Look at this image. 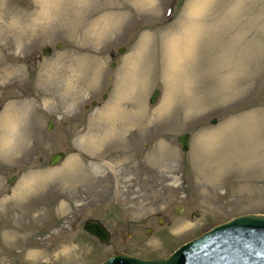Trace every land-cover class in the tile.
<instances>
[{"label": "rangeland", "instance_id": "obj_1", "mask_svg": "<svg viewBox=\"0 0 264 264\" xmlns=\"http://www.w3.org/2000/svg\"><path fill=\"white\" fill-rule=\"evenodd\" d=\"M0 104V264L166 257L264 213V0H0Z\"/></svg>", "mask_w": 264, "mask_h": 264}, {"label": "water", "instance_id": "obj_2", "mask_svg": "<svg viewBox=\"0 0 264 264\" xmlns=\"http://www.w3.org/2000/svg\"><path fill=\"white\" fill-rule=\"evenodd\" d=\"M50 52V46L43 48V53ZM159 91L158 87L153 89L149 97L151 103L157 100ZM52 125L49 121L47 128ZM189 137L188 131L178 134L181 150L189 148ZM64 157V151H54L49 155L48 163L54 165ZM14 179L15 175H12L7 181L12 183ZM181 207L175 204L174 209L180 212ZM83 228L101 242L109 238V230L98 218H86ZM150 231L151 228L147 227V232ZM99 264H264V213L236 215L183 242L166 257L142 258L121 251L111 254Z\"/></svg>", "mask_w": 264, "mask_h": 264}, {"label": "bare ground", "instance_id": "obj_3", "mask_svg": "<svg viewBox=\"0 0 264 264\" xmlns=\"http://www.w3.org/2000/svg\"><path fill=\"white\" fill-rule=\"evenodd\" d=\"M194 2H195V0H194ZM198 2V1H197ZM199 3H200V0H199ZM203 4V3H202ZM193 6V5H192ZM202 6V5H201ZM192 11H194V10H192ZM198 11V10H197ZM196 11H194L193 13H195ZM201 12V11H200ZM197 13V12H196ZM199 14V13H198ZM197 14V15H198ZM190 15H192V14H190ZM188 17H190L189 15H188ZM106 20V19H105ZM196 20V19H195ZM104 22V21H103ZM110 24V23H109ZM196 25H197V23H196ZM186 26V25H185ZM191 26H193V24H191ZM195 27V26H194ZM198 27H199V25H198ZM189 28V27H188ZM191 28V27H190ZM200 28V27H199ZM185 29V28H184ZM188 30V29H187ZM190 30V29H189ZM192 30V29H191ZM194 30H196L197 31V29H195L194 28ZM185 31V30H184ZM186 32V31H185ZM189 32V31H188ZM195 32V31H194ZM179 33H181V32H179ZM182 33H183V31H182ZM192 33H193V30H192V32L190 31V35H192ZM178 35V34H177ZM193 35H194V33H193ZM186 36H187V34H186ZM185 37V36H184ZM181 38V37H180ZM187 38V37H186ZM195 38L196 37H194V40H195ZM203 38V37H202ZM193 39V38H192ZM174 40V39H173ZM185 41V40H184ZM187 41H188V39H187ZM192 41V40H191ZM196 41V40H195ZM181 42H182V40H181ZM189 42H190V40H189ZM186 43V45H187V48L185 47V52H186V49H187V51H188V53L187 54H190V52H192L191 51V47L190 46H192V45H190V43ZM175 43H177L176 41H175ZM170 45V44H169ZM186 45H184V46H186ZM174 46V45H173ZM169 47V50H170V54H169V56H171V61H172V63H173V61H174V58H178L179 56H178V47H177V49L175 50V48L174 47ZM181 47H182V45H181ZM183 48V47H182ZM195 50V49H194ZM173 52H174V54H173ZM181 52H183V51H181ZM182 54V53H181ZM186 54V55H187ZM184 55H185V53H184ZM181 56V55H180ZM189 56V55H188ZM184 57V56H183ZM187 57V56H186ZM185 57V58H186ZM181 59H182V57H180ZM192 58H193V56H192ZM176 60V62H174V63H177V62H179V60L178 59H175ZM191 60V59H190ZM189 61H187V63H188ZM180 63V62H179ZM182 63H184V62H182ZM190 63V62H189ZM173 66H174V64H172ZM180 65V64H179ZM183 66V65H182ZM186 66V65H185ZM175 67H177V66H175ZM179 68V70H180V67H178ZM185 68V67H184ZM173 69V68H172ZM175 69V68H174ZM177 71H178V69H177ZM180 73H181V71H180ZM172 76H173V74H172ZM171 80V79H170ZM176 81V80H175ZM10 119H12L11 118V112H6V114H5V116H4V121H5V124H8V122L10 121ZM11 123V122H10ZM95 164V163H94ZM96 166V165H95ZM94 168V167H93Z\"/></svg>", "mask_w": 264, "mask_h": 264}]
</instances>
